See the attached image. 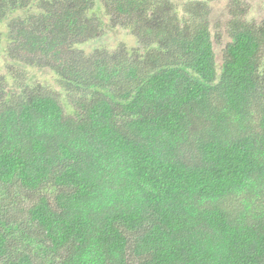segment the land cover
I'll use <instances>...</instances> for the list:
<instances>
[{
    "label": "trees",
    "instance_id": "obj_1",
    "mask_svg": "<svg viewBox=\"0 0 264 264\" xmlns=\"http://www.w3.org/2000/svg\"><path fill=\"white\" fill-rule=\"evenodd\" d=\"M213 1L0 0V264H264V19L217 67Z\"/></svg>",
    "mask_w": 264,
    "mask_h": 264
},
{
    "label": "rangeland",
    "instance_id": "obj_2",
    "mask_svg": "<svg viewBox=\"0 0 264 264\" xmlns=\"http://www.w3.org/2000/svg\"><path fill=\"white\" fill-rule=\"evenodd\" d=\"M247 6V13L245 18L250 21L260 22L264 19V0H243ZM230 0H215L210 3V29L212 33L215 59L217 67L220 66L222 48L227 41V34L225 33V23L229 17L228 4ZM2 26V25H1ZM217 38L219 40H217ZM120 43L126 44L128 47L136 46V39L132 35L121 28H107L102 37L89 41L80 45L85 51H91L97 47H108L109 49L116 48ZM9 61L6 57L0 56V72L5 73ZM32 70V69H31ZM33 71V70H32ZM219 71V70H218ZM37 76L51 80V76L46 69L34 70ZM65 110L67 113H71V109L65 104Z\"/></svg>",
    "mask_w": 264,
    "mask_h": 264
}]
</instances>
